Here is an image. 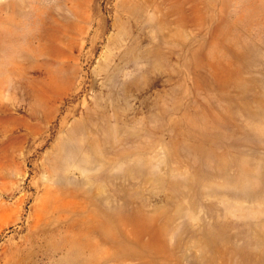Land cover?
Masks as SVG:
<instances>
[{
  "label": "rangeland",
  "instance_id": "obj_1",
  "mask_svg": "<svg viewBox=\"0 0 264 264\" xmlns=\"http://www.w3.org/2000/svg\"><path fill=\"white\" fill-rule=\"evenodd\" d=\"M0 264H264V0H0Z\"/></svg>",
  "mask_w": 264,
  "mask_h": 264
}]
</instances>
